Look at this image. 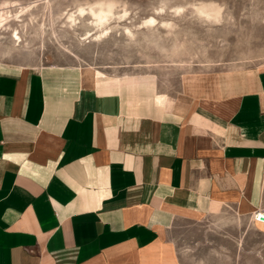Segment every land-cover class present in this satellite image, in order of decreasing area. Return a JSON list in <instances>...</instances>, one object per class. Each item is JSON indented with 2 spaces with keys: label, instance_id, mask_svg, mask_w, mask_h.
<instances>
[{
  "label": "crops",
  "instance_id": "0c3cea01",
  "mask_svg": "<svg viewBox=\"0 0 264 264\" xmlns=\"http://www.w3.org/2000/svg\"><path fill=\"white\" fill-rule=\"evenodd\" d=\"M209 77L0 62V264H181L174 225L230 212L264 239V68Z\"/></svg>",
  "mask_w": 264,
  "mask_h": 264
},
{
  "label": "rangeland",
  "instance_id": "374dc122",
  "mask_svg": "<svg viewBox=\"0 0 264 264\" xmlns=\"http://www.w3.org/2000/svg\"><path fill=\"white\" fill-rule=\"evenodd\" d=\"M0 17L1 63L155 74L171 99L217 70L264 68V0H0ZM256 230L230 212L178 221L171 239L181 264H242L245 240L264 246Z\"/></svg>",
  "mask_w": 264,
  "mask_h": 264
},
{
  "label": "bare ground",
  "instance_id": "6f19581e",
  "mask_svg": "<svg viewBox=\"0 0 264 264\" xmlns=\"http://www.w3.org/2000/svg\"><path fill=\"white\" fill-rule=\"evenodd\" d=\"M91 9V8H90ZM83 11V10H82ZM81 11V12H82ZM200 12H203V13H206L207 15H212L214 12V14H216L217 13V9L216 8H201L200 10H199ZM84 12V11H83ZM82 12V13H83ZM92 13L96 16V21L98 22V23H103L104 24V22L108 19V13H107V11L106 10H104V9H102V8H99V9H97V11H95V10H92ZM5 18H3V17H0V24H1V22L4 20ZM98 25H100V24H98ZM101 26V25H100Z\"/></svg>",
  "mask_w": 264,
  "mask_h": 264
},
{
  "label": "built area",
  "instance_id": "2783aa9c",
  "mask_svg": "<svg viewBox=\"0 0 264 264\" xmlns=\"http://www.w3.org/2000/svg\"><path fill=\"white\" fill-rule=\"evenodd\" d=\"M252 217L255 221H258L260 223H264V211L257 209L253 212Z\"/></svg>",
  "mask_w": 264,
  "mask_h": 264
}]
</instances>
